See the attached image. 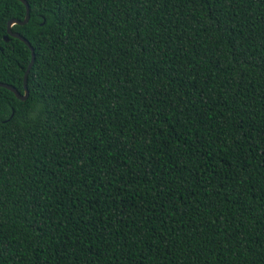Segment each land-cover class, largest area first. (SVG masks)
I'll list each match as a JSON object with an SVG mask.
<instances>
[{
    "label": "trees",
    "instance_id": "obj_1",
    "mask_svg": "<svg viewBox=\"0 0 264 264\" xmlns=\"http://www.w3.org/2000/svg\"><path fill=\"white\" fill-rule=\"evenodd\" d=\"M27 2L0 264H264V0ZM24 16L0 0L21 94Z\"/></svg>",
    "mask_w": 264,
    "mask_h": 264
},
{
    "label": "water",
    "instance_id": "obj_2",
    "mask_svg": "<svg viewBox=\"0 0 264 264\" xmlns=\"http://www.w3.org/2000/svg\"><path fill=\"white\" fill-rule=\"evenodd\" d=\"M24 5H25V16L23 18V20H18V19H10L7 23V34L8 36H13V37H17L19 39H21L30 49L31 51V60L24 72V75H23V86H24V93L21 94L17 88H15L14 86L8 84V83H5V82H0V86L2 87H5L9 90H11L15 96L19 99H25L27 96H28V89H27V75H28V72L30 70V67L33 63V59H34V50H33V47L31 46V44L29 43V41L24 37L22 36L20 33L18 32H14L11 30V26L13 24H23L25 22H27L28 18H29V4L27 2V0H20ZM5 40H8V37L6 36L5 37Z\"/></svg>",
    "mask_w": 264,
    "mask_h": 264
}]
</instances>
